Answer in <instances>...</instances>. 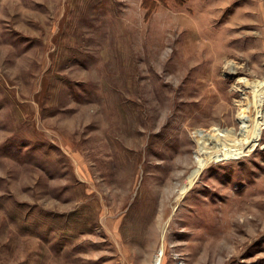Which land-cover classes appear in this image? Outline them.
Wrapping results in <instances>:
<instances>
[{
  "label": "rangeland",
  "instance_id": "obj_1",
  "mask_svg": "<svg viewBox=\"0 0 264 264\" xmlns=\"http://www.w3.org/2000/svg\"><path fill=\"white\" fill-rule=\"evenodd\" d=\"M0 264H264V0H0Z\"/></svg>",
  "mask_w": 264,
  "mask_h": 264
},
{
  "label": "bare ground",
  "instance_id": "obj_2",
  "mask_svg": "<svg viewBox=\"0 0 264 264\" xmlns=\"http://www.w3.org/2000/svg\"><path fill=\"white\" fill-rule=\"evenodd\" d=\"M256 84L258 83H248V86H252ZM256 115L257 117H260V120L262 119V121L259 122L257 120L256 125L251 128L252 132L245 135L244 138L242 139L237 138L235 135L229 133V131L225 133L223 132L221 133V132H218L216 129L212 130L206 137L205 136L198 137L197 141L199 143L197 145L199 148L198 150H196L195 158H198L196 160H199V165L202 166L209 159L220 160V159H226L229 157H238L239 155L243 153L242 149H244V146H247L249 144L251 145L256 144L257 140L260 139L258 128L260 129L261 124H263V118H262L263 114L261 113V111H259V114H256ZM238 118L239 120H242L241 129L246 130V126L249 125V124H246L249 116L245 114H242V115L240 114ZM239 134H243L242 130L239 132ZM207 140L210 141V144L207 142Z\"/></svg>",
  "mask_w": 264,
  "mask_h": 264
}]
</instances>
